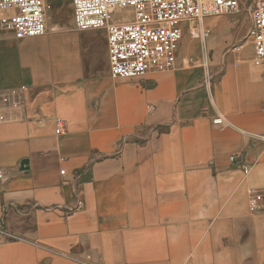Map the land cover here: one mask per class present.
Instances as JSON below:
<instances>
[{
  "label": "crops",
  "instance_id": "0c3cea01",
  "mask_svg": "<svg viewBox=\"0 0 264 264\" xmlns=\"http://www.w3.org/2000/svg\"><path fill=\"white\" fill-rule=\"evenodd\" d=\"M3 19L0 264H264V64L239 16L185 28L174 69L130 80L73 8L39 38Z\"/></svg>",
  "mask_w": 264,
  "mask_h": 264
},
{
  "label": "built area",
  "instance_id": "2783aa9c",
  "mask_svg": "<svg viewBox=\"0 0 264 264\" xmlns=\"http://www.w3.org/2000/svg\"><path fill=\"white\" fill-rule=\"evenodd\" d=\"M245 5L249 6L248 39L253 42L254 63L262 66L264 0H72L75 29L81 32L103 29L107 32L111 74L124 80L142 78L160 69H174L186 25L195 21L201 23L207 18L236 15ZM124 9L132 19L112 21V15ZM50 10L51 5L46 0H0V16L4 18L5 27L12 30L18 40L45 36ZM209 35L206 31L192 30V36L197 39ZM214 123L223 125L227 121L218 115ZM57 125V133H60L61 119L57 120ZM260 139L264 140V135ZM230 159L234 163L237 156ZM243 168L248 175L251 166ZM61 173L65 174V170ZM6 176V171L0 168V181ZM249 205L251 211L264 206V189L254 194Z\"/></svg>",
  "mask_w": 264,
  "mask_h": 264
},
{
  "label": "rangeland",
  "instance_id": "374dc122",
  "mask_svg": "<svg viewBox=\"0 0 264 264\" xmlns=\"http://www.w3.org/2000/svg\"><path fill=\"white\" fill-rule=\"evenodd\" d=\"M47 3H49L51 5V9L50 12L47 14V28L49 25L51 24H56V23H64L65 21V17L67 15V18H69L71 16V12H72V8H71V0H46ZM249 6L245 5L241 12L236 14V15H231V16H239V18L242 21V24L244 25V30H245V34H246V47L244 49L243 53V57L249 59L251 57L250 52L253 53V42L252 40H248V36H247V32L251 23L250 20V15H249ZM230 16V15H229ZM132 19V15L129 14L127 9L124 10H117L113 15H112V21H124V20H130ZM49 22V24H48ZM56 22V23H55ZM199 22H192L188 25H186V29L191 28V26L193 25H199ZM4 25H6V23H4ZM244 41V42H245ZM263 69V75H264V65L261 67ZM165 70H158L156 72H162ZM151 72H155V71H151ZM263 134L260 135H256V139L257 141L260 142V147L264 148V140H261L260 137L263 136ZM123 146H117V153L120 151V149H122ZM261 190H258L257 192H259ZM256 192V193H257ZM251 194V193H250ZM255 193H253L250 196L249 202L252 200L253 196ZM259 209H264V206H260L257 210ZM256 210V211H257Z\"/></svg>",
  "mask_w": 264,
  "mask_h": 264
},
{
  "label": "bare ground",
  "instance_id": "6f19581e",
  "mask_svg": "<svg viewBox=\"0 0 264 264\" xmlns=\"http://www.w3.org/2000/svg\"><path fill=\"white\" fill-rule=\"evenodd\" d=\"M72 1V0H71ZM52 10V9H51Z\"/></svg>",
  "mask_w": 264,
  "mask_h": 264
}]
</instances>
